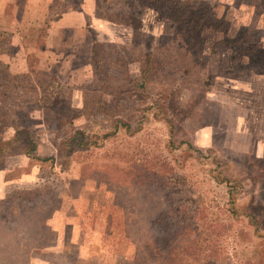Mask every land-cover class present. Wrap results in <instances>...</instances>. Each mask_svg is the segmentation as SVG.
<instances>
[{"label":"rangeland","instance_id":"rangeland-1","mask_svg":"<svg viewBox=\"0 0 264 264\" xmlns=\"http://www.w3.org/2000/svg\"><path fill=\"white\" fill-rule=\"evenodd\" d=\"M94 2L54 0L52 12L79 13ZM96 3L100 12L125 13L131 24L117 28L121 36L100 23L91 32L70 29L66 41L59 31L52 48L65 53L45 74L54 54L36 59L35 50L25 51L23 64L12 68L15 35L4 44L9 48L1 59L10 62L13 79H24L32 68L36 78L57 75L65 85L45 119L36 102L0 112L1 138L21 129L33 136L34 154L53 158L52 166L40 167L15 145L0 159V195L39 186L18 194L16 203L0 204V264H28L37 254L59 256L54 264H264V158L250 151L264 127L258 116L253 125L246 108L248 81L264 78V0ZM195 12L204 13L209 26L191 41ZM0 21V28L14 26L9 10ZM20 31L25 43L37 40L34 27L21 23ZM97 59L95 77L87 62ZM145 76L146 88L134 90ZM62 119H71L69 129L60 126ZM115 119L128 129L112 132ZM76 130L84 137L80 144L65 145ZM9 168L16 170L4 178ZM47 192L38 201V193ZM168 212L176 227L153 224ZM75 214L83 222L81 238L50 253V245L59 244L50 224ZM182 218L191 236L179 232ZM155 237L152 256L143 245Z\"/></svg>","mask_w":264,"mask_h":264},{"label":"trees","instance_id":"trees-1","mask_svg":"<svg viewBox=\"0 0 264 264\" xmlns=\"http://www.w3.org/2000/svg\"><path fill=\"white\" fill-rule=\"evenodd\" d=\"M98 5L99 3H96V0H95L89 13L83 12L82 10L80 11L83 14V19H82L83 24L78 25V26L63 27L60 30L61 40L66 41V38L64 37V33L66 32L69 33L68 34L69 37H67V39L72 38L71 37L72 33L70 34L69 32L70 29L77 31V30H80L82 27H84L86 31L91 32L93 31V25L95 23H100L101 26L104 27L105 31L108 30V32L110 33L112 32V34H114L118 30L117 28H119V26L126 28V26H128V24L130 23L131 19L128 18V16L125 13H119V12L117 13L116 11L107 12L106 10L103 12H100V10H98L99 8ZM78 9L80 10V8ZM58 16H59V12H53L52 14L53 19L57 18ZM205 21L206 19L204 18V13L195 12L191 14V41L194 40L196 37H198V35L202 32V30L205 27L209 26V24L207 25ZM15 33L16 31L14 30V26L9 29L0 28V48H2V51H0V112H2V115H3L9 110L17 108L19 104L23 101L36 102L37 107L40 109L41 113L43 114V119H45L48 117L49 114H51L50 106L52 104L55 105L59 101L58 98H56V95L60 93L59 90L61 89L62 86L65 85V83L63 80L59 79V77L56 74H55L56 76L51 77L49 81H47L44 78H36V76L32 74L33 73L32 68L28 69L29 75L25 77L24 79H21V78L13 79L9 73L8 62L5 61L4 59H1V56L6 54V49L9 47H5V45L7 43L8 45L6 46H9L8 39L11 38ZM44 33H45V29H39V33L36 38L37 40L34 41L35 46L33 45L35 53L38 51L37 52L38 54L39 52L48 50L49 53L54 54L56 58H54L53 60H49L48 62L49 65L45 67V70L44 69L41 70L43 74H45L47 70H51L53 68L52 64L60 61L57 55H62L63 53H65V51L62 53L61 51L59 52L58 50L53 49V48H46L42 41ZM115 36H121V34L116 33ZM3 37H8V38L3 39ZM95 42L96 40H93L92 44L94 45ZM213 52H214L213 50H210V53H213ZM32 54L34 55V58L37 59V57H35L37 56V54L36 55L34 53ZM194 57H195L196 64L198 63L200 64V58H202L201 53L198 54L197 56L195 54ZM46 58L43 59V61H46ZM62 60H65V59H62ZM99 62H100L99 59H97L96 61L87 62L90 64L91 69H93L92 75L95 77H96L95 70L101 67L99 65ZM149 68L152 71L156 69L153 63L149 66ZM149 74L147 76H149ZM108 78L109 77H107L106 75L105 79H108ZM146 80L147 78L145 76L144 81H141L138 86H134L133 89L134 88L138 90L145 89ZM127 82H130V80H128ZM100 88L101 87H99V89ZM102 89L106 91V87ZM36 94H39L38 97H36ZM85 107H86V102H83L81 108L84 109ZM56 114L58 113H54V115ZM45 122L47 121L45 120ZM59 124L60 126H64L65 128L68 127V129L72 125L71 119H68V120L62 119L61 121H59ZM119 126H123L124 130L128 129L129 127L128 124L123 123V121H121L120 119H115L114 125L112 126V132H116L115 130ZM83 138H84L83 135L76 130L73 132V135L71 137H68L67 140L66 139L64 140V144L67 145L70 141H73L76 144H80V141ZM15 145L19 146L18 153L22 155L24 158L26 157V159L29 158L32 160L34 159L36 161H39L40 167L41 165H44V164H48V166H52V160H53L52 155L50 157H41L39 155L34 154L33 152L35 150L36 142L33 139V136L31 134L27 135L25 131L18 129V128L14 130L13 135L10 139H3L0 137V153L1 152L3 153L2 156L0 155V159H4L11 154L10 150L6 149L8 146L14 147ZM13 170H16V169L14 168L3 169L4 178H8L6 175ZM222 181L226 182V180L224 179ZM36 188H34L35 190H29V192H27L28 190L5 192L0 197V204L6 203L8 201H10V203H16V198L19 197L18 194L34 193L36 192V190L39 189V186H37ZM47 196H48V192L46 194L38 193V196H37L38 201L39 199L45 200ZM164 215L165 214L158 213L156 218L153 219V224H155V226H160L162 224L164 225L165 221H168V222L170 221V226H173V227L177 226V223L172 218V214L168 212L165 216ZM182 221H183V218H182ZM179 232H187V234L191 236V228L185 225L184 221L182 222V227H180ZM177 234L178 233L173 232L172 236L175 238ZM158 239H159L158 237H155L151 239V241L148 244L146 243L143 245V249L147 251L149 255H152V256L156 255V252L158 250V247H157V244L159 241Z\"/></svg>","mask_w":264,"mask_h":264},{"label":"crops","instance_id":"crops-1","mask_svg":"<svg viewBox=\"0 0 264 264\" xmlns=\"http://www.w3.org/2000/svg\"><path fill=\"white\" fill-rule=\"evenodd\" d=\"M22 5L21 7L19 6V3H17V0H0V16L3 15L7 10H9L12 15H13V25H14V30L16 31L15 38L17 40L16 43V48L13 50V57H11V65L13 66L12 68L16 67L18 64L22 65L23 60L25 59V51L28 52H33L34 51V40H32L31 46H29V42L25 43V38L23 37V33L20 31V26L21 23L24 26L25 24L34 27L35 29H45V33L43 35V43L46 48H52L55 47L57 44V39H59V31L66 26H78L83 24L82 19H83V14L81 12L79 13H73L72 11H66V12H60L59 16L55 19L52 18V9L55 7L54 5L51 4L52 1L54 0H21ZM59 1V0H57ZM89 8L87 9L85 7H82V11L89 13L92 4H89ZM20 15L19 17L17 16ZM32 13L33 16H29L28 19L26 18L25 15H28ZM28 20V21H27ZM23 21L25 22L23 24ZM3 23L2 21H0ZM3 25V24H1ZM36 38V37H35ZM34 45V46H33ZM30 47V48H29ZM48 50H44L40 53H44ZM35 52V51H34ZM38 52V51H37ZM35 53V55L37 54ZM37 54V55H38ZM18 55V56H17ZM23 57V58H22ZM10 63V62H9ZM8 63V64H9ZM10 65V66H11ZM250 84V90H249V103L246 106L247 110L252 114L251 117L253 118V125L254 123L256 124L254 118L258 116L261 121L263 127H264V109H261L264 104H262V101L264 103V78L259 77V78H251V83L248 81ZM254 127V126H253ZM262 132V128L257 127V132ZM264 131V130H263ZM254 128H253V132ZM256 141H259L258 143H255L250 151L251 154L254 157L258 158H264V136L263 137H257ZM5 192H2L0 197L4 194ZM82 221L78 215H73V216H67L65 220L57 223V222H52L50 224L51 227L57 230V242L59 244H51L49 247V252L54 253L55 247L58 246L57 252L62 251L64 249V243L66 241L74 242L77 243L78 239L81 238L80 234V227L82 226ZM96 229V228H95ZM66 230H68V235L67 237L65 236ZM71 231V232H70ZM92 253L88 251L86 255L90 256ZM60 261V257L57 255H51L47 257L41 256L37 254L33 258L29 259L28 264H54V261L56 262L57 260ZM58 261V264H59Z\"/></svg>","mask_w":264,"mask_h":264}]
</instances>
